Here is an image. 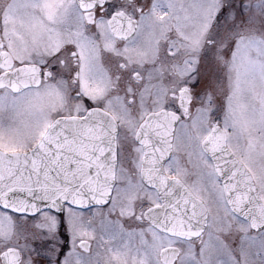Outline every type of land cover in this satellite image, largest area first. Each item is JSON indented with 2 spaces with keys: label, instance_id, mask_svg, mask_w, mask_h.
Returning a JSON list of instances; mask_svg holds the SVG:
<instances>
[{
  "label": "rangeland",
  "instance_id": "obj_1",
  "mask_svg": "<svg viewBox=\"0 0 264 264\" xmlns=\"http://www.w3.org/2000/svg\"><path fill=\"white\" fill-rule=\"evenodd\" d=\"M72 2L0 0L4 18L0 21V37L11 42L31 37L39 47L46 39L45 27L39 23L31 25L34 17L38 21L41 19L39 10L57 4L58 9L66 8L69 12ZM228 2L236 5L235 9L217 19L221 5ZM136 4L142 9L148 7V11L137 14L132 10L141 25L137 37L131 41V50H128L132 59L140 62H131V68L136 70L137 66L143 65V60L158 51L159 58L153 62H159L163 67V72L158 74L162 82L156 89H147L143 94V90H139L137 96L133 88L131 93L127 91L128 97L123 98L117 94V88L109 90L101 65L103 51L113 45V40L101 29L97 39L90 42L92 49L85 59V77L94 86L89 89L90 83L82 91L94 107L105 109L118 120L119 163L115 172L118 187L112 206L99 209L102 215L96 216L94 223H89L87 213H70V218L73 215L79 218L74 231H91L93 228L100 233L106 231L113 240L121 243L120 248L122 244L127 247L132 243L137 249L127 257L133 261L145 260V249L150 250L149 255L154 251L158 255L168 242L189 249L187 242L170 239L148 224L138 227L139 234L137 230L133 231L132 235L139 238L131 241L130 235L124 237L117 229L129 224L123 215L115 213L118 224L106 216L114 209L142 213L146 206L157 203L154 190L146 187L140 178L142 147L134 140V134L145 111L163 107L181 112L182 121L176 130H188V138L183 141L174 135L173 152L164 165L166 172L180 177L208 209V229L193 242L197 248L195 257L199 259L206 253L207 263L216 264L213 260L220 258L224 247L222 253L227 256V264H264V230L252 233L247 224L229 211L220 182L207 177L213 170L210 161L199 154L201 141L212 125L218 123L226 133L228 149L250 172L264 202V0H136ZM45 13L48 10L42 14ZM17 57L18 60L24 58ZM115 60L119 62L120 59ZM183 88L192 98L182 111L179 109V92ZM159 90L161 97L157 94ZM130 94L133 95L131 100L128 99ZM0 96L22 101L18 105H0V149L6 152H26L54 120L80 117L86 112L85 102L80 104L69 99L64 90L45 86L26 88L19 93L2 89ZM168 161L173 162L171 168ZM50 215L54 227L55 217L48 211L37 221L48 230L51 228L46 219ZM81 237L75 235L76 245ZM41 238L38 228L28 227L19 233L21 249L31 252L34 243ZM116 259L121 258L117 256ZM187 262L188 255L181 257L179 264Z\"/></svg>",
  "mask_w": 264,
  "mask_h": 264
},
{
  "label": "water",
  "instance_id": "obj_2",
  "mask_svg": "<svg viewBox=\"0 0 264 264\" xmlns=\"http://www.w3.org/2000/svg\"><path fill=\"white\" fill-rule=\"evenodd\" d=\"M77 1L82 8L87 7L84 5V0ZM0 64L4 67H10L12 64L11 56L6 52H2L0 54ZM38 78V71L35 68L31 65H23L1 73L0 85L2 86L0 87L7 86L12 91L18 92L27 86L36 85ZM189 99L190 95L183 97V106L186 105ZM93 112L104 118L112 133L111 155L107 157L111 163L105 165L103 160H100V156L107 149L98 143L83 144L64 140L63 143L53 144L54 155H52L48 167H45L47 161H42L39 157L33 155L34 149L41 142L40 139L27 152L7 153L0 150V175L10 178L5 185L6 190L12 188L26 189L35 186L37 190L51 192L61 198L66 193H71L74 203L87 204L89 201L86 196L78 195L81 189L73 191L72 188L75 184H81L85 190L90 189L92 193H96L98 196H106L109 188L114 184L117 125L114 118L102 109L93 108ZM84 116L58 118L52 124L57 120L68 123L81 122ZM179 119L180 115L173 111L162 109L151 112L139 125L135 140L144 149L140 170L142 180L150 186L153 177H155L158 181L157 187L161 192L169 195L173 204L176 205H168L171 211L167 216H164L161 212L160 219H152L157 212L161 211L163 205L160 201L159 205L149 207L144 212L145 219L161 232L190 240L200 236L206 226V207L178 177H169L165 174L163 167L159 170L154 167L159 156L168 158L171 154L174 127ZM89 132H91L90 129ZM149 133H152L157 141L156 143H153L149 138ZM91 135L96 137L97 140L99 139L97 133H91ZM99 135H103V133ZM160 137L165 138L163 151L159 146ZM205 144L208 150L207 155L212 160L216 174L220 176L225 166L230 169L226 179L221 180L225 200L230 209L237 215L247 219L253 230L262 229L264 227V203L258 197L251 175L227 148L225 132L218 124H214L202 140L201 146ZM90 149H95V155L92 154ZM45 150L47 151V149ZM213 154L215 159H213ZM53 165H55L56 171L50 173L49 167ZM90 169H92L91 174L89 173ZM97 171H99L102 179L97 178ZM29 210L35 211L36 208L35 206H29ZM149 210H153L151 215H149ZM12 254L10 252L4 254L5 264H10L11 261L15 264L19 260L17 252H14L13 256ZM177 255L178 249L176 247H166L161 251L160 258L171 264Z\"/></svg>",
  "mask_w": 264,
  "mask_h": 264
},
{
  "label": "flooded vegetation",
  "instance_id": "obj_3",
  "mask_svg": "<svg viewBox=\"0 0 264 264\" xmlns=\"http://www.w3.org/2000/svg\"><path fill=\"white\" fill-rule=\"evenodd\" d=\"M72 1V9L69 12L66 10V8L61 7L60 9H58L57 4H52L50 6L47 5L43 9L39 10V17L41 18L39 21L34 17L33 23H31V25H33L34 23H39L40 25L45 27L44 33L46 39L44 42H42L41 46L37 47L35 42L31 40V37L28 40L23 41L21 38H18L14 42L3 40L0 37V53L8 52L9 54H11L13 62L11 68H15L21 65H31L36 69V71H39V65L45 61L49 62V66L55 64L56 71L54 73L49 74L48 72H46L43 82H41L40 78H38V83H40L39 88L45 86L50 89H61L64 90L66 94H69V99L72 98L73 100L78 101L80 104H83L82 102H85L86 99L90 102V100L83 95L82 91L85 89L86 85H90L91 83L90 79H86L85 77V59L86 57H88V54L92 49V47L90 46V42L92 40H96L100 30L104 29L113 40V45L111 47L107 46L106 51H103V58L101 63L103 71L106 74L105 80H107L106 82H108L107 85L109 86V90L117 88V94L123 96L124 98L125 96L128 97V95H126L127 91L128 93L130 91L132 92L133 88H135V96H137L139 90H143V94V92L147 89L148 91L152 88L156 89L155 87L159 86V83L162 82L160 77H158L159 71L163 72V67L160 66V63L153 62L155 58H159V56L157 55L158 51L151 57L147 58V60H143V65L137 66L139 69L136 68V70L131 68L132 65L130 63L135 61L139 64L140 61L132 59V57L128 54V50H131V41L137 37L141 25L140 19L137 15H133L132 10H134L135 13L139 14L142 12H147L148 7L142 9L141 6H138V4H136V0H111V2L119 5L114 14L116 12H123L126 16L135 18L137 21L134 34H132L131 36H126L125 31H129L130 27L127 26V23L124 24L122 28L115 29L114 33L112 32L109 25L110 17L113 14L107 18L96 15V10L93 7V4L99 3L98 0H84V5L87 7L81 8L79 6V10L73 7L74 2L78 4L77 0ZM1 10L0 21H4L3 12ZM44 10H48V13H45L43 15L42 13ZM100 11L102 13L104 9L101 8ZM122 21L125 22V20ZM1 28L2 26H0V29ZM172 43L173 42H170V44ZM17 56H21L24 58L23 60L19 59V61ZM117 58L120 59L119 62L115 60ZM5 70L6 67L0 65V72H3ZM93 86L91 83V87L89 89H91ZM30 88L36 89L37 87H35L34 85ZM100 89L103 88L101 87ZM157 94H159L160 96V90L157 91ZM132 96L133 95L130 94V98L128 99L131 100ZM160 108L163 107H154L150 110L145 111L141 120L148 112L158 110ZM118 155L119 154L117 151V165L119 163ZM111 202L112 200H110V203ZM156 204H158V201ZM104 208H107V206H105ZM99 209L101 208L96 207L94 211H83V213H87L86 218L90 224L94 223L96 216L102 215V212ZM44 212H41L40 215ZM116 212L123 215L122 218L129 223L127 226H124V228L121 229L117 227V229L122 231L124 237L130 235L129 238L131 241H134L136 239L138 240V236L132 235V232L135 230H137L139 234L140 229L138 227H146L147 224L149 227H151L150 224L147 223V221L144 219L143 212L141 213L139 210H129L125 213L117 209L111 210V212H109V214L106 216L112 221L117 222L118 224V221L116 220L118 219L116 218ZM47 214L49 215V213ZM0 215L6 214L0 213ZM52 215L55 217L56 222L54 227H52L54 220L50 218L51 215L46 219L47 221H49L48 225H50L51 234L55 232L58 223L57 217L54 214ZM46 220L42 219L43 222ZM152 229L155 230L154 228ZM206 229H208V217ZM252 233L256 232L252 231ZM77 234H80L82 237L77 243L76 251L88 261V264H137L138 262L142 264H166L159 257L160 250L158 252V255L155 254V251L152 252V255H149L148 253L150 250H146L145 248L146 259H137L133 261L130 257L127 256H132L131 251L137 248L134 249L132 243H130L131 246L126 245L127 247H125V245L123 246L122 244L120 245L122 246V248H120L119 244L121 243H117L115 239L113 240L109 233L106 231L100 233L96 232L94 228L91 231H81L78 229L77 232L74 231V235ZM161 234L170 239L184 241L189 244L188 250L185 248L182 249L177 244L170 242L162 246V248L167 246L178 247V257L172 264H179L181 261V257H186L187 255V264H208V260H206L207 256L205 253V249V254H203L202 257H199V259H197V256L195 257L197 248L196 243L193 242L197 239L192 241H185L181 238L170 237L164 233ZM117 250H119V252H117ZM221 250L222 251L219 255L220 258L213 260V263L227 264V256L222 253L224 251V247H222ZM9 252L13 254L14 252H17L19 254V260L16 261L15 264H25L26 262H29V264H35L36 253L34 251L26 252L22 250L20 246L19 233H13L9 235L8 226L4 225L0 227V264L6 263L4 254ZM117 256H120L121 259H116ZM12 262L13 261H11L10 264H13Z\"/></svg>",
  "mask_w": 264,
  "mask_h": 264
},
{
  "label": "snow or ice",
  "instance_id": "obj_4",
  "mask_svg": "<svg viewBox=\"0 0 264 264\" xmlns=\"http://www.w3.org/2000/svg\"><path fill=\"white\" fill-rule=\"evenodd\" d=\"M73 7L79 10V4L75 2ZM93 7L96 10L97 16L107 18L114 14L119 5L111 2V0H104L103 4L94 3ZM235 7L236 5L231 2L222 4L217 19L226 17L230 10L235 9ZM101 8L104 9L102 13L100 11ZM55 71V64L49 66L48 61L41 63L38 71L40 81L43 82L46 72L51 74ZM35 87L39 88L40 83H37ZM193 87H195V83L193 84ZM21 103L22 101L19 98L0 96V105H18ZM85 105L86 115L81 122L68 123L57 120L41 134V142L37 145L36 149H34L33 155L39 157L42 161H47L45 167H48L51 162L52 155H54L55 150L52 147L53 144L63 143L64 140H71L73 142H80L83 144L98 143L107 149V151L100 156V160H103L105 165L111 163V161L107 159V157L111 155L112 133L110 128L107 126L102 116H98V114L93 112V103H90L86 99ZM225 125L227 126L226 118ZM89 129L91 132H89ZM91 133H97L99 139L97 140L96 137L91 135ZM100 133H103V135H99ZM175 135L178 140L183 141L188 138V130L186 128L175 130ZM149 138L153 143L157 142L152 133H149ZM164 144L165 138L160 137L159 146L161 151L164 150ZM45 149H47V151ZM90 151L93 155H95V149H90ZM207 151L206 144L199 147V154L202 155L204 159H208ZM167 159V157L159 156L154 167L158 170L161 169ZM213 159H215L214 154ZM168 163L171 168L173 162L168 161ZM217 167H219V165H217ZM55 171V165L49 167L50 173ZM229 171L230 169L225 166V168L222 169V174L217 176L215 169H213L207 173V177L209 180H216L217 182H220L221 180L226 179ZM91 172L92 169L89 170L90 174ZM96 175L98 179H102L99 175V171H97ZM8 179L10 178H5L0 175V213L6 214L0 215V227L7 225L9 235L23 232L28 227L34 226L39 229L42 234V238L37 240L32 247V251L36 253L35 264H88V261L76 251L77 245L74 235V227L79 224V218L75 215L70 218L69 214L88 210L94 211L96 207H111L112 204L110 203V200H112L115 195L118 185L113 184L112 187L109 188L106 196H98L96 193H92L90 189L85 190L83 185L75 184L72 186L73 191L81 189L78 192V195L82 197L86 196L89 201L87 204H78L73 202L71 193H66L65 196L61 198L60 196H55L54 193L37 190L35 186L26 189L12 188L10 190H6L5 185ZM29 179H31V177H29ZM157 183V179L153 177L150 187L156 191L157 199L161 201L163 206L161 211L157 212L152 219H160L161 212L164 216H167V214L171 211V208L168 207V205L176 206L173 204L169 195L161 192V190L157 187ZM29 206H35L36 210L30 211ZM44 211H48L57 217V227L55 232L52 234H49V230L42 227L37 222L40 217V213ZM152 211L153 210H149V215H151ZM249 215H251V213H249ZM30 222L37 223L33 224ZM53 236L56 237V239H53ZM252 239L255 240L256 238L253 237Z\"/></svg>",
  "mask_w": 264,
  "mask_h": 264
}]
</instances>
